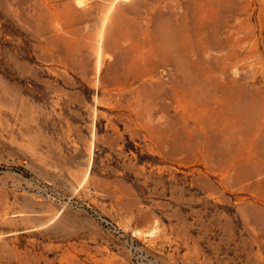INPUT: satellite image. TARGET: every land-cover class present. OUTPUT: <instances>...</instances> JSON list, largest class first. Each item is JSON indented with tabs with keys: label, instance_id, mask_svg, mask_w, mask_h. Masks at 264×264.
Segmentation results:
<instances>
[{
	"label": "rangeland",
	"instance_id": "374dc122",
	"mask_svg": "<svg viewBox=\"0 0 264 264\" xmlns=\"http://www.w3.org/2000/svg\"><path fill=\"white\" fill-rule=\"evenodd\" d=\"M0 264H264V0H0Z\"/></svg>",
	"mask_w": 264,
	"mask_h": 264
},
{
	"label": "trees",
	"instance_id": "16d2710c",
	"mask_svg": "<svg viewBox=\"0 0 264 264\" xmlns=\"http://www.w3.org/2000/svg\"><path fill=\"white\" fill-rule=\"evenodd\" d=\"M16 169H18L19 171L25 173L26 175H30L28 171H26L24 168L22 167H17Z\"/></svg>",
	"mask_w": 264,
	"mask_h": 264
},
{
	"label": "bare ground",
	"instance_id": "6f19581e",
	"mask_svg": "<svg viewBox=\"0 0 264 264\" xmlns=\"http://www.w3.org/2000/svg\"><path fill=\"white\" fill-rule=\"evenodd\" d=\"M158 39V38H157ZM167 39V38H166ZM169 40V39H168ZM167 43V42H166ZM159 46H160V44H159ZM174 47V46H173ZM178 48V47H177ZM160 49V48H159ZM173 49V48H172ZM166 50V49H165ZM171 50V49H170ZM177 50H179V49H177ZM160 52H161V50H160ZM165 53H167V52H165ZM172 55V54H171ZM176 56V55H175ZM167 57V56H166ZM165 59V58H164ZM169 60V59H168ZM172 60V59H171Z\"/></svg>",
	"mask_w": 264,
	"mask_h": 264
}]
</instances>
